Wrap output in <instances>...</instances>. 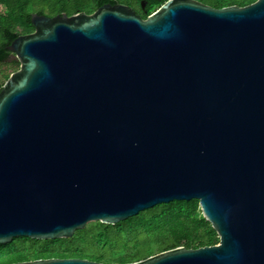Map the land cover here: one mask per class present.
Wrapping results in <instances>:
<instances>
[{
    "label": "water",
    "instance_id": "95a60500",
    "mask_svg": "<svg viewBox=\"0 0 264 264\" xmlns=\"http://www.w3.org/2000/svg\"><path fill=\"white\" fill-rule=\"evenodd\" d=\"M30 20L0 89V244L197 199L217 243L123 264H264V0Z\"/></svg>",
    "mask_w": 264,
    "mask_h": 264
},
{
    "label": "trees",
    "instance_id": "16d2710c",
    "mask_svg": "<svg viewBox=\"0 0 264 264\" xmlns=\"http://www.w3.org/2000/svg\"><path fill=\"white\" fill-rule=\"evenodd\" d=\"M0 0V89L19 61L8 45L34 26L30 14L90 13L102 4L121 2L142 17L165 0ZM214 7L245 5L254 0H199ZM216 231L205 220L197 199L173 200L140 211L115 224L94 221L71 237L34 239L14 237L0 244V264L49 257H82L123 264L175 246L196 248L218 242Z\"/></svg>",
    "mask_w": 264,
    "mask_h": 264
},
{
    "label": "rangeland",
    "instance_id": "374dc122",
    "mask_svg": "<svg viewBox=\"0 0 264 264\" xmlns=\"http://www.w3.org/2000/svg\"><path fill=\"white\" fill-rule=\"evenodd\" d=\"M158 7V5L155 7V8H157ZM33 30H31V31H26V33H29V32H32ZM92 222H94V221H92ZM90 223V222H89ZM88 224V223H87ZM154 253H156V252H152V254H154Z\"/></svg>",
    "mask_w": 264,
    "mask_h": 264
}]
</instances>
